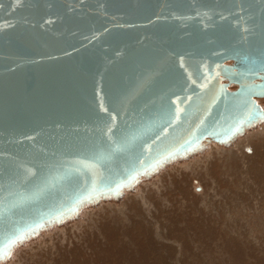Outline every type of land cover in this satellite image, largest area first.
Here are the masks:
<instances>
[{
  "label": "water",
  "instance_id": "95a60500",
  "mask_svg": "<svg viewBox=\"0 0 264 264\" xmlns=\"http://www.w3.org/2000/svg\"><path fill=\"white\" fill-rule=\"evenodd\" d=\"M14 79L0 98V253L249 123L264 0H0V90Z\"/></svg>",
  "mask_w": 264,
  "mask_h": 264
},
{
  "label": "rangeland",
  "instance_id": "374dc122",
  "mask_svg": "<svg viewBox=\"0 0 264 264\" xmlns=\"http://www.w3.org/2000/svg\"><path fill=\"white\" fill-rule=\"evenodd\" d=\"M233 134L78 202L5 247L0 264H264V120Z\"/></svg>",
  "mask_w": 264,
  "mask_h": 264
},
{
  "label": "bare ground",
  "instance_id": "6f19581e",
  "mask_svg": "<svg viewBox=\"0 0 264 264\" xmlns=\"http://www.w3.org/2000/svg\"><path fill=\"white\" fill-rule=\"evenodd\" d=\"M21 54V56H25V53H20ZM228 64H231V62H229ZM41 76H38L37 78H40ZM34 78V77H33ZM18 79H14V80H12L11 81V83H9L7 86H5L4 87V91H1L0 90V98H3L2 100L4 101V99L6 98V94H9V92L10 91H13V92H17V88H19V86H16L13 82H15V81H17ZM47 80V79H46ZM236 87V89H237V86H235ZM5 93V94H4ZM4 96H5V98H4ZM261 99H263V98H261ZM259 100V99H258ZM5 111H6V109H5ZM10 110H8L7 112H9ZM6 112V113H7ZM218 139V138H217ZM219 139H222V138H219ZM199 143V142H198ZM197 144V143H196ZM195 144V145H196ZM192 148V147H191ZM183 152V151H182ZM175 154H177V155H180V154H182V153H175ZM175 154H172V155H175ZM171 156V155H170ZM169 157V156H168ZM164 159V158H163ZM163 159H161L160 161H162ZM159 161V162H160ZM158 162V163H159ZM156 165V164H155ZM155 165H153L152 167H150V168H148V169H146L145 171H147V170H150L151 168H153ZM144 172V171H143ZM143 172H141V173H143ZM138 174H140V172L138 173ZM137 174V175H138ZM137 175L135 176V178L137 177ZM134 178V179H135ZM133 179V180H134ZM127 184H129V183H127ZM76 205H77V203H76ZM75 205V206H76ZM65 214V213H64ZM66 214H68V212H66ZM63 215V214H62ZM62 215H60V216H57L56 218H53V219H51V220H49L48 222H50V221H53V222H57V221H59L60 219H62V217L64 216H62ZM47 221H45V222H43V223H48ZM42 223V224H43ZM42 224L40 225V226H38V227H30V228H28L24 233H27V232H29V231H31L32 229L34 230H37V228H39V227H41L42 226ZM23 233V234H24Z\"/></svg>",
  "mask_w": 264,
  "mask_h": 264
},
{
  "label": "snow or ice",
  "instance_id": "6c2138e0",
  "mask_svg": "<svg viewBox=\"0 0 264 264\" xmlns=\"http://www.w3.org/2000/svg\"><path fill=\"white\" fill-rule=\"evenodd\" d=\"M254 119L264 120V116L259 115L258 109H255L254 107H250L247 113V122H251ZM22 239L23 238L21 236H16L11 241H9V243L15 244L16 241L22 242Z\"/></svg>",
  "mask_w": 264,
  "mask_h": 264
}]
</instances>
